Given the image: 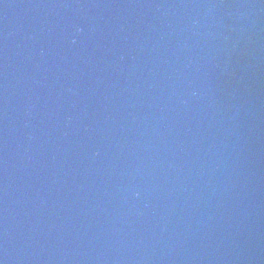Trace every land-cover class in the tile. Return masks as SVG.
Instances as JSON below:
<instances>
[{"label":"water","instance_id":"95a60500","mask_svg":"<svg viewBox=\"0 0 264 264\" xmlns=\"http://www.w3.org/2000/svg\"><path fill=\"white\" fill-rule=\"evenodd\" d=\"M0 264H264V0H0Z\"/></svg>","mask_w":264,"mask_h":264}]
</instances>
